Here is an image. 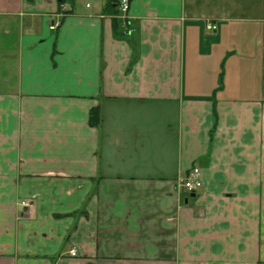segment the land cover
Wrapping results in <instances>:
<instances>
[{
    "label": "crops",
    "instance_id": "1",
    "mask_svg": "<svg viewBox=\"0 0 264 264\" xmlns=\"http://www.w3.org/2000/svg\"><path fill=\"white\" fill-rule=\"evenodd\" d=\"M108 5L0 0V264H264V0Z\"/></svg>",
    "mask_w": 264,
    "mask_h": 264
},
{
    "label": "trees",
    "instance_id": "2",
    "mask_svg": "<svg viewBox=\"0 0 264 264\" xmlns=\"http://www.w3.org/2000/svg\"><path fill=\"white\" fill-rule=\"evenodd\" d=\"M118 1L119 0H109V5H108V9H113L114 10V14H118V10H117V5H118ZM114 37H121L124 36L122 31L120 30V25H118L117 23L114 25ZM90 118H89V124L92 126H98L99 122H100V115L98 110H92L90 111Z\"/></svg>",
    "mask_w": 264,
    "mask_h": 264
},
{
    "label": "built area",
    "instance_id": "3",
    "mask_svg": "<svg viewBox=\"0 0 264 264\" xmlns=\"http://www.w3.org/2000/svg\"><path fill=\"white\" fill-rule=\"evenodd\" d=\"M128 8V0H121V11L126 12ZM198 171L194 170L193 174L186 180H180V185L188 191H192L201 186L197 180ZM74 255V253H71Z\"/></svg>",
    "mask_w": 264,
    "mask_h": 264
},
{
    "label": "water",
    "instance_id": "4",
    "mask_svg": "<svg viewBox=\"0 0 264 264\" xmlns=\"http://www.w3.org/2000/svg\"><path fill=\"white\" fill-rule=\"evenodd\" d=\"M190 197H194V195L192 194V195H190Z\"/></svg>",
    "mask_w": 264,
    "mask_h": 264
}]
</instances>
